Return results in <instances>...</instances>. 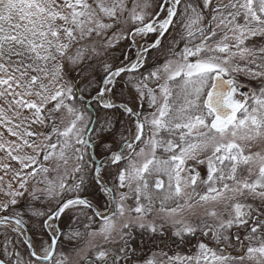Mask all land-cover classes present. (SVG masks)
Returning a JSON list of instances; mask_svg holds the SVG:
<instances>
[{
    "label": "snow or ice",
    "instance_id": "6c2138e0",
    "mask_svg": "<svg viewBox=\"0 0 264 264\" xmlns=\"http://www.w3.org/2000/svg\"><path fill=\"white\" fill-rule=\"evenodd\" d=\"M149 7L0 0V264H52L63 240H86L77 251L83 264H264V154H245L264 139V0H159L146 19ZM172 27V58L140 72ZM149 33L157 34L151 44H136ZM122 40L136 46V59L113 67ZM122 73L137 74L120 95L133 89L140 110L117 100ZM240 76L255 87L240 92ZM117 113L134 118L135 133L116 127ZM93 181L107 197L105 212L79 195ZM209 203H223L227 218L215 209L205 211L214 224L184 215ZM165 224L177 248L198 232L216 247L199 242L195 255H170ZM38 230L51 241L39 251ZM96 235L116 247L95 251L87 238ZM236 246L243 254L229 253ZM55 264L69 261L61 254Z\"/></svg>",
    "mask_w": 264,
    "mask_h": 264
},
{
    "label": "rangeland",
    "instance_id": "374dc122",
    "mask_svg": "<svg viewBox=\"0 0 264 264\" xmlns=\"http://www.w3.org/2000/svg\"><path fill=\"white\" fill-rule=\"evenodd\" d=\"M149 2L151 4V7L147 8V9H144L145 14H146V19H147V15L154 14L158 10L157 6H158L159 0H149ZM139 3L142 5L144 3V0H139ZM129 7H131V0H129ZM139 10L140 9H138V11ZM128 27H131V22L129 23ZM178 31L179 30L176 27L170 28L169 29V33L166 34L164 36L163 40L161 41L160 47L162 46L163 50L160 48L162 50L160 59H162L163 64L168 59L172 58V54H171L169 49H170V47L171 48L174 47L173 39L174 38L176 39V37L178 36ZM154 38H155V35H152V36H150V35L147 36L146 35V36H143V37L137 36L135 39H136V44H141L144 39H147L148 41H152ZM123 44L127 48V51L124 52V54L122 55L121 58H119L117 56V54L119 53V49H120V47ZM130 45H133L130 40H122L120 42V44L113 50V52L111 54V59L109 61L110 63H112L113 67L124 66L127 62H129L134 57H136L137 48H136L135 45H133L135 47V49H134V52L133 51L131 52L130 48H129ZM169 45H171V46H169ZM167 46H169V49L166 50L165 48ZM183 46L184 45L182 44L179 48L182 49ZM125 56L128 57V60L125 59ZM99 75L102 76L103 72H100ZM238 79H239V82H240L241 86L245 88L244 92H248L250 87H255L254 84H252L251 82L246 80L243 76H240ZM149 111H152V109H149ZM126 119L128 120V118H126ZM129 126H130L129 129L133 133H135L134 118H129ZM249 152H252V153L260 152V153L264 154V139L255 140V141L250 142L245 147V154H249ZM207 154H210V153H207ZM158 155H163V154L158 152ZM189 163H191V162H189ZM197 171L200 172V176H201L202 179H206V176H207V166L206 165H199L197 167ZM241 171H243V168L241 169ZM0 174H2V173H0ZM204 190H205V186L203 184H198L197 185V191L198 192L203 193ZM5 199H7V197H5L3 195V193H0V200H5ZM105 205H106V201L104 202V205L101 208L102 212L106 211ZM126 206L127 207H134L135 206L134 200L129 199L126 202ZM212 209H215L217 211L218 215H222V218H225V219L227 218L226 215H223L225 213V205L223 203H209L207 205H204L203 207L197 206L193 210L195 212V215H192L188 211H186L184 213V215L186 217H188L189 219L193 220L194 222H197V223H199L200 221H203V220H207L208 223L214 224V223H216L215 218L208 217V216L205 215V211L206 210H212ZM67 215H71V213L66 214V217H67ZM125 218H127V217H125ZM101 223L102 222H100L98 224V228L97 229H99ZM122 223H123L122 219H117L116 228L119 229ZM164 227L167 230L166 231V235L164 237L165 238V242L168 243L169 246H170L171 243H169L170 241L167 240V236H169L171 234V231H172L171 224H165ZM113 235L115 236V233ZM87 239H90L91 243L97 246L95 251H99L100 250L99 246H103L105 249H110V248L116 247V245H114V244H105L104 240H103V237L101 235H96L95 237H91V238H87ZM187 239H188L187 244L182 245V246H180L178 248L179 254L180 255H184V256L195 255L196 252L198 251V247H197L198 244H197L196 247H193L192 244H189L190 243V240H189L190 237H188ZM35 241L37 243V244L36 243L35 244L37 245V250L38 251L40 250L39 249V244L44 243L45 245H47V244H50V242H51L49 236L44 237V238H40V239L39 238H35ZM85 244H86V240H84L80 244H79V242H77L75 244H71L72 247H62L61 249H59L60 250L59 251V256L61 257V254L66 256L68 261H69V264H83V262L80 259V256L83 255V253L81 252L80 255H77V251L80 248H83L85 246ZM174 246H175V248H174V250H175L177 247L174 244L171 245L170 248H172ZM213 249H215V248H213ZM228 251L233 256H239V255L243 254L244 250H242L241 248L236 246V247L233 248V250L229 249ZM174 252H176V251H174ZM145 254H148V250L145 251ZM169 254L172 255L173 253L169 251ZM89 256L93 257L94 256V252H89ZM235 264H256V262L255 261H250V260H248L246 258L244 261H236Z\"/></svg>",
    "mask_w": 264,
    "mask_h": 264
},
{
    "label": "trees",
    "instance_id": "16d2710c",
    "mask_svg": "<svg viewBox=\"0 0 264 264\" xmlns=\"http://www.w3.org/2000/svg\"><path fill=\"white\" fill-rule=\"evenodd\" d=\"M176 40L179 41V36L176 37ZM181 45H182V43L179 44V47ZM169 46H171V45H169ZM169 46H167L165 49L166 50L169 49ZM160 48L162 49V46L161 47L159 46L158 48L152 49L150 51V53L148 54V61H149V63H148V65L145 66V68H141L139 70L140 72H144L146 74V70H147L148 67H153L154 68L156 66H161L163 64L162 59H160L161 51L163 49L161 50ZM172 48L170 47V49H172ZM126 51H127V48L123 44L120 47L119 53L117 54V56L119 58H121L122 55L124 54V52H126ZM130 51L132 52L133 49L130 48ZM132 75H137V74H133V73H122V78H117L118 80H120V84H118L117 89H116V92H117V100L118 101L124 100V98L127 97L128 98V101L130 102V104L132 105V107L135 109L139 105V103H137L136 100H135V91L133 89H130V87H128L127 92H126V90H125L126 88H124L123 89V95L122 96L120 95L121 88L128 81L129 77L132 76ZM110 111L111 110H109V112ZM143 111L145 113L149 112V108L147 106V103H144ZM104 112H105V110L96 108L94 114H98V115L101 116V118H103ZM117 118H118V122L116 124V127L118 129H120V130L129 129V127H130L129 126V118L127 116H123V115L117 113ZM126 118H128V120ZM122 125H123V127H122ZM99 152H100V150L97 149L98 155H97L96 159L101 158V156L99 155ZM115 171H116L115 166H113V167H111L109 169H104L103 172H102V177L105 180H110L111 179V176L109 175V173H114ZM92 174H94V173H90V175H92ZM85 188H86V190H84L81 193H79V195H81V196L83 195V196L88 197L89 199L95 201L100 206H103L104 205V202L106 201V197L99 190V186L96 185L94 181L93 182H90V183L89 182H86ZM52 206L54 207L55 204L53 203ZM68 216L69 215H67V217H66V215H65L62 218V220L65 222V223H63V227H64V230L65 231H67V227L65 226V224H67V222H68ZM100 222H102V221H100L99 219H97L96 223L92 225V228L93 229H97L98 228V224ZM70 226L73 227V228L79 227L78 224H71ZM205 231H207V229H205ZM136 235H137V239L139 240V230H136ZM47 236H48V234L46 232H44L43 230H38L36 232L35 236L33 237V240L36 243L35 238H39L40 239V238H44V237H47ZM189 240H190V243L189 244H192L193 247H196L199 242L206 243L210 248H215L216 247L215 243L211 240L210 236H203L200 232H198L195 236L190 237ZM83 241L84 240H78V241H76V243L79 242V244H80ZM157 242L159 243V240ZM169 243H171V242H169ZM171 245H173V244L171 243ZM62 247H72V246L66 240H63L62 242L58 243L57 246H56L55 256L53 258L52 264H55V260L60 258V256H59V251L60 250L59 249H61ZM174 248H175V246L172 247V248H170L171 249L170 252H172L173 254H177V253L179 254L178 248H176L175 250H174ZM233 248L234 247H231L229 249H232L233 250ZM146 250H147V248H145V251ZM174 251H176V252H174Z\"/></svg>",
    "mask_w": 264,
    "mask_h": 264
},
{
    "label": "flooded vegetation",
    "instance_id": "af4514ba",
    "mask_svg": "<svg viewBox=\"0 0 264 264\" xmlns=\"http://www.w3.org/2000/svg\"><path fill=\"white\" fill-rule=\"evenodd\" d=\"M148 35H150V36L155 35V38H156V35H157V34H156V33H149V34H147V36H148ZM162 40H163V39H162ZM132 46H133V45H130L129 48H130V47L133 48ZM125 88H126L125 90H126V92H127L128 87H125ZM123 101H128V98L125 97ZM128 102H129V101H128ZM130 106L132 107L131 104H130ZM135 110H140V105H138V106L136 107ZM82 196H83V195H82ZM85 197H86V196H85ZM87 198H88V197H87ZM88 199H89V198H88ZM89 200H91V199H89ZM91 201L94 202L99 208H102V207H103V206H100L99 204H97L95 201H93V200H91ZM106 204H107V197H106ZM62 228H64V227H63V224H62Z\"/></svg>",
    "mask_w": 264,
    "mask_h": 264
},
{
    "label": "water",
    "instance_id": "95a60500",
    "mask_svg": "<svg viewBox=\"0 0 264 264\" xmlns=\"http://www.w3.org/2000/svg\"><path fill=\"white\" fill-rule=\"evenodd\" d=\"M157 38V37H156ZM144 42H146V41H144ZM152 43V42H151ZM151 43H149V44H151ZM136 59V57H134V59L132 60V61H134ZM239 91H241V92H244L245 91V88L244 87H242L241 86V88H240V90ZM100 159H97V161H99ZM85 197V196H84ZM91 201V200H90ZM92 202V201H91ZM93 204H95L94 202H92ZM100 209V208H99ZM101 211V210H100Z\"/></svg>",
    "mask_w": 264,
    "mask_h": 264
}]
</instances>
